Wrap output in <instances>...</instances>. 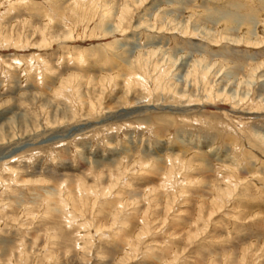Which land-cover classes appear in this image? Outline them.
<instances>
[{
	"label": "rangeland",
	"instance_id": "1",
	"mask_svg": "<svg viewBox=\"0 0 264 264\" xmlns=\"http://www.w3.org/2000/svg\"><path fill=\"white\" fill-rule=\"evenodd\" d=\"M0 264H264V0H0Z\"/></svg>",
	"mask_w": 264,
	"mask_h": 264
}]
</instances>
